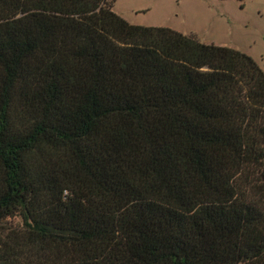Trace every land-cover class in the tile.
I'll return each instance as SVG.
<instances>
[{"label": "trees", "instance_id": "obj_1", "mask_svg": "<svg viewBox=\"0 0 264 264\" xmlns=\"http://www.w3.org/2000/svg\"><path fill=\"white\" fill-rule=\"evenodd\" d=\"M114 2L0 0V264H264V71Z\"/></svg>", "mask_w": 264, "mask_h": 264}, {"label": "rangeland", "instance_id": "obj_2", "mask_svg": "<svg viewBox=\"0 0 264 264\" xmlns=\"http://www.w3.org/2000/svg\"><path fill=\"white\" fill-rule=\"evenodd\" d=\"M112 10L132 25L166 27L236 49L264 71V0H115Z\"/></svg>", "mask_w": 264, "mask_h": 264}]
</instances>
